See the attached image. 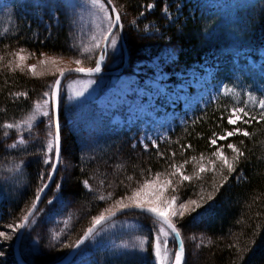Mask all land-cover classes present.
Instances as JSON below:
<instances>
[{
	"label": "trees",
	"instance_id": "trees-1",
	"mask_svg": "<svg viewBox=\"0 0 264 264\" xmlns=\"http://www.w3.org/2000/svg\"><path fill=\"white\" fill-rule=\"evenodd\" d=\"M122 2L143 26L147 24L152 30V33H143L139 38L133 36L131 29L125 31L123 39L129 61L134 56H152L168 48L174 52L173 62L187 67L193 63H202L210 55L220 53V42L206 36L208 28L217 17V12H209V7L203 0H196L198 6L194 10L190 4L192 0ZM16 3L15 0H0V18L3 17V21H0V172L6 174L8 170L5 168L9 167L13 172L16 169L12 168L20 166L25 183L21 186L19 199L12 197L10 200L1 201L0 224L9 222L21 209L22 204H25L23 202L31 197V202L25 210L28 212L38 189L47 182L46 174L40 181L44 159L40 158L39 151H47L46 145L50 139L54 143L55 134L54 127L50 129L52 136L48 135V128L45 130L48 123L46 117L39 121L31 119L28 123H23L22 127H3L8 123L19 125L23 118L36 117L34 112L37 105L48 98L43 94L51 92L57 79L48 86L43 79L23 71L10 70L4 66L7 53L16 48H25L38 52L66 54L69 53L72 42L76 40L63 4L57 2L53 13L55 20L48 18V12L45 11L41 15L42 22L39 23L38 15L23 16L16 11ZM149 3L154 4V7L147 10ZM165 5L166 11H169L168 15L162 14ZM177 11H180L179 14ZM141 12L143 17L139 18ZM248 15L245 13L243 18L244 27L240 25L238 28L237 43L247 48L248 53L256 58L258 50L264 45V0H257L252 14ZM238 18L241 20L240 14ZM18 93L26 95H15ZM93 101H86V116L82 120L79 119L80 121L77 120L76 124L72 123L70 130L60 128L61 154L65 156L70 167L66 176L53 180L44 197L48 200L55 196V201L48 204L51 208L46 212L56 214L54 211L57 210L60 214H68V231L72 232V226L78 231H75L76 234L73 240L69 241L63 255L43 264H55L62 260L92 225L84 222H88L118 197H122L131 186L147 181L155 175L175 171L171 167L173 164L181 167L184 175L192 177L191 181H181V178L177 177L178 183L174 190L176 195L182 201L195 200L197 204L202 205L191 217L188 215L189 220L184 221V227L176 219H172L180 229L184 242V264H264V121L229 125L227 117L231 114L233 101L229 97L218 96L205 106L192 111L182 122L174 124L155 143H142L135 140L130 129L115 128L104 119L92 123L91 118L99 113ZM248 110L251 116L259 117L258 109ZM59 120H64L60 111ZM63 123L66 126V122ZM30 124L34 127L29 128ZM233 127L246 129L251 133L249 137L236 135L218 141L217 146H223L229 161H232L236 153L227 148L228 143L235 144L244 152V156L234 165L235 172L230 175L224 165L213 171L214 173L211 170L199 172L201 161H212V153L216 151L217 146L209 144V139L215 138L213 133L223 135L225 130L231 131ZM6 132L8 135H5ZM20 139L25 143H17ZM13 144L16 146L11 147ZM189 144L191 148L186 147ZM144 145H147V148ZM47 167L50 169L51 166L46 165ZM58 173L59 171L57 175ZM225 176L229 177L226 182ZM85 180L88 181V187L83 184ZM222 182L224 183L221 187ZM57 183L61 185L60 188H57ZM210 195L213 197L211 200ZM100 197L104 199L101 200ZM38 211L39 208L33 217ZM126 215L136 218L150 229L160 223L141 213L129 212ZM46 224L44 223V226ZM186 230L189 233L194 232V235L198 234L201 239V246L196 251L188 246ZM43 234L47 242H42L45 241L48 245L50 231L46 235ZM170 241L175 250V241L171 237ZM38 246L45 249L44 243H39ZM20 252L27 264L38 262ZM49 253L54 252L49 250ZM8 257L14 264H18L13 245ZM92 260L94 261H89L91 264H147L142 258Z\"/></svg>",
	"mask_w": 264,
	"mask_h": 264
},
{
	"label": "rangeland",
	"instance_id": "rangeland-1",
	"mask_svg": "<svg viewBox=\"0 0 264 264\" xmlns=\"http://www.w3.org/2000/svg\"><path fill=\"white\" fill-rule=\"evenodd\" d=\"M15 1L17 2L16 11H19L23 16L33 17L38 15L39 23L42 22L41 15L45 11L48 12V18L55 20L53 13L57 2L63 4L68 15L67 20L71 22L70 29L76 40L72 42L69 47L70 51L66 54L16 48L7 53V58L4 61L5 67L10 70L21 71L23 69V72L35 78L43 79L50 86L51 82L60 75L58 69L93 68L95 66V61L101 49V47L97 48L95 45L99 41L102 46L103 33L109 26L99 6H94L91 0ZM103 2L106 3L104 0ZM204 2L208 5L209 12L213 10L217 12V17L214 18L212 25L208 28L206 36L211 40L220 42L218 43L220 44V53L210 55L202 63H193L187 67H182L177 65L175 61L173 62L174 52L168 48L152 56L148 54H144L139 58L134 56L129 61L128 50L123 39L125 31L131 29L133 36L139 38V35L143 33H152V30L149 29L147 24L143 26L142 22L134 17L122 0H113V5L121 13V22L124 26L121 39L118 41V48L109 49L107 59L104 61L99 74L95 76L69 75L65 78L59 89V111L64 118V120H59L60 128L70 130L72 123L76 124L77 120H82L87 114L86 101H91V99L94 100L93 102L99 112L97 116L91 118L92 123L104 119L115 128L130 129L135 140L142 143H155L174 124L182 122L192 111L205 106L218 96L231 98L234 104L233 108H243L248 113H250L248 108L258 109L259 114L261 112L258 107L259 101L264 99V45L258 50V55L255 58L248 53L247 48L241 47L237 43L239 42L238 28L240 25L244 27L242 22L245 13L247 16H249L248 13L252 14L257 0H203ZM190 4L193 10L198 6L196 0H192ZM147 10L149 9L147 8ZM177 10L179 9L177 8ZM177 12L179 14L180 11ZM162 14L168 15L169 11L162 10ZM239 14L242 21L238 18ZM141 17L143 15L139 16V18ZM0 21H3V17L0 18ZM145 26H148L147 29ZM133 48L136 50L135 46ZM16 53H19L23 59L18 58ZM77 59L81 61L79 65L75 63ZM41 61L45 63H41ZM17 64L20 65L19 68L16 67ZM31 65H34V71L41 75H33V71L29 68ZM77 92L83 94L76 96L75 93ZM44 100L38 104L40 106L39 111L34 112L35 119L38 121L44 117L42 113L48 111L50 107V105L44 104ZM31 119V117L23 118L18 126L22 127L23 123H28L27 121H31ZM63 122H66V126ZM39 153L41 159L48 158L47 151L44 153L41 150ZM61 155L57 169L59 173L57 175L56 172L54 179L66 176L67 169L70 167L65 156ZM44 160L42 173L47 174L51 171V167L50 169L46 168ZM212 161H215V167L209 159L201 161V165L207 171L211 170L212 172L223 166V162L216 157H212ZM9 168H5L8 170L6 174L0 172V203L4 199L10 200L12 197L19 199L21 195L18 194L21 193V186L25 183V176L20 166L12 168L16 169L13 172ZM173 172L175 171L165 175H155L147 180L153 182L149 191L160 196L162 202L171 201L173 197H178L174 190L178 178H181V176L179 173L172 175ZM43 177L45 178V175ZM42 179L40 177V181ZM168 180H171V184L163 187L161 191L160 189L164 186L165 181ZM144 182L131 186L122 196L123 199L118 197L103 211H100L98 215L101 213L106 214L111 210H119L118 200L122 204H130L131 201L128 197L132 195L135 188L141 187ZM50 200L51 203L55 201V196H51L48 200L46 198L42 199L43 204L38 207V213L31 218L19 239V252L22 251L31 260L38 261L36 264L47 263L63 255L68 248L69 241L73 240V236L76 234L75 231H78L73 226L72 232L68 231V214H60L57 210L54 211L56 214L46 212L51 208L48 206ZM30 202L31 197L23 202L25 204H22L21 209L9 222L0 224V232H4L11 237L8 240L0 237V264H14L8 256L12 245L14 250L19 229L16 233H13L8 225L15 226L22 222L27 213L25 210ZM187 202L178 197L173 204L174 210L181 211L179 205ZM188 207L192 208L195 205L188 204ZM126 214L123 213L110 219L97 229L69 264H91L89 261H94L92 258L99 261L118 258H142L147 264H171L175 250L172 248L170 237L168 249L171 251H166L162 245L160 257L157 261L154 228H147L136 218ZM193 214L191 213L190 217ZM188 215L189 213H186L183 218L177 215L170 217V219H176L184 227V221L189 220ZM92 218L84 223L93 224ZM44 223H47L46 226H44ZM155 227H159V225H155ZM49 231L50 240H48L49 244L47 245L43 233L46 235ZM186 232L187 237H185L189 248L196 251L201 246L199 235H194L193 231V233H189L188 230ZM43 240L45 241L42 242ZM39 243H44L45 249H40ZM197 245L200 246L197 247ZM49 250L54 253L50 254ZM193 251L192 254L194 255Z\"/></svg>",
	"mask_w": 264,
	"mask_h": 264
},
{
	"label": "snow or ice",
	"instance_id": "snow-or-ice-1",
	"mask_svg": "<svg viewBox=\"0 0 264 264\" xmlns=\"http://www.w3.org/2000/svg\"><path fill=\"white\" fill-rule=\"evenodd\" d=\"M91 3L94 6H99L100 10L104 13L105 19L108 23V27L103 33V50L99 57L95 61V67L93 68H83V67H77L74 70L72 69H58L60 73V77H58L55 80V83L52 86L51 92H45L43 95L45 97H49V99L44 100L45 105H50L48 111H44L42 115L48 119V124L46 127L49 129L48 135L52 136V132L50 131L51 128H55V134H54V143L50 139L46 145L47 152H48V158L44 160V164L51 166V171H49L46 175L48 177V182H45L43 187L39 188L36 193V198L33 201L31 207L28 209V214L25 215L23 222L20 224H17L15 226L9 224L8 228L12 230L13 233L17 232V229L23 228L25 224H27L29 216L34 214V210H37V205L42 199V194L45 193V190L50 186V183L52 179L54 178L55 172L58 168V165L60 163V156H61V138H60V125H59V89L61 86V77H64L68 72L75 71L77 73H100L102 70V64L107 59L108 51L109 49H117L118 48V41L121 39L122 31H123V24L121 22V13L116 9V7L113 5V0H106V3L103 2V0H91ZM109 6H111V10L109 11ZM154 7V4L149 3L147 4L148 9H152ZM164 10H167V5L164 6ZM114 14V17H113ZM140 15H143V12L140 13ZM148 26H145L147 29ZM95 47L99 48L101 47L99 41H97ZM23 51V49H21ZM16 56L20 59H23L19 55V53H16ZM2 59V58H0ZM41 63H45L44 61H41ZM77 65L81 63L79 59L75 61ZM17 68L20 67L19 64L16 65ZM30 70L33 71V75L39 76L40 73H36L34 71L35 66L31 65L29 66ZM23 71V69H21ZM93 83V82H89ZM82 92L75 93L76 96H81ZM17 96L19 95H26L22 93L15 94ZM39 105H37V111H39ZM258 107L261 109L259 117L251 116L247 111H245L243 108H232L231 114L227 117V123L229 125H236L238 122L243 124H251L253 121H264V99H260ZM247 117V119H245ZM223 119V116L221 117ZM32 120H35V116L32 117ZM3 127L7 129H12L14 127H18V125L15 124H5ZM34 127V125L30 124L29 128ZM5 135H8L6 132ZM236 135H242L244 137H249L251 133L246 129H241L238 127H233L231 131L225 130L223 135H217L216 133H213V136L215 138L209 139V144L212 146H217L218 141L227 140L229 137H233ZM17 143H25L23 139H20L17 141ZM243 143V141H241ZM16 145L13 144L11 147H15ZM154 147H158V145L153 144ZM145 148H147V145H144ZM186 147L191 148V145H187ZM227 148L230 149L232 152L236 153L235 156L232 157V161H229L227 156L225 155V152L223 150V146H217L216 151L212 153L213 157H216L217 159L221 160L223 162V165L227 167L229 174L231 175L233 172H235V163L239 162V158L244 156V152L240 150L235 144L228 143ZM54 153V157H53ZM161 156L163 153H159ZM173 156L175 153L172 154ZM194 159V158H193ZM187 163V161H185ZM213 164V167H215V161H211ZM172 168L175 169V172L172 173V175H175L177 173L181 176V181H191L192 177L188 175H184L181 167H177L175 164L171 165ZM206 169L203 165L200 166L199 172H205ZM45 174L41 173V178H43ZM159 175V174H158ZM229 179L228 176L224 177V182H226ZM221 184V187L223 186V183ZM153 182L151 181H145L144 184L141 187L135 188L132 191V195L128 197V199L131 201L130 204H122L120 203V200L117 201V204H119V210H128V209H136L139 210L141 214H151L153 215L160 223L159 227L154 226V232L155 235V256L157 258V261L160 257V249L161 246L165 248L166 251H171L168 249L169 244V237L173 241H175L176 248L174 251V261H172V264H184L185 261V246L183 240L179 239L181 232L180 229L177 227L175 223H173L172 219L170 217H175L179 215L181 218L185 216L186 213H196L198 209L202 208V205L197 204L195 200H190L185 204H180L179 208L181 211L177 212L173 208L174 202L178 199V197H173L171 201H161L160 196L155 195L154 193L149 191V188L151 187ZM83 184L85 187H88V181H83ZM171 184V180L165 181L164 186L160 189L163 190V187H166L167 185ZM61 185L57 184V188H60ZM219 191V189H217ZM213 197L210 195L209 200H211ZM101 200L104 199V197H100ZM123 199V197L121 198ZM51 203V200L49 201ZM188 204L195 205V207L189 208ZM116 212L111 211L109 213V216H115ZM109 216H105L103 213H101L98 216H94L93 219V227L87 229V231L84 233V235L76 241L75 245L73 247H79L81 244H83L94 232V229L97 225L101 224L103 221L107 220ZM0 237H3L4 240H8L11 237L7 236L6 233L0 232ZM163 237V239H161ZM200 245H197L199 247ZM243 259V257H241Z\"/></svg>",
	"mask_w": 264,
	"mask_h": 264
},
{
	"label": "water",
	"instance_id": "water-1",
	"mask_svg": "<svg viewBox=\"0 0 264 264\" xmlns=\"http://www.w3.org/2000/svg\"><path fill=\"white\" fill-rule=\"evenodd\" d=\"M104 1L106 2V0H104ZM109 7H110V9H111V6H109ZM113 17H114V14H113ZM103 45H104V40H103V43H102V46H101V49H100L99 55L101 54V52H102V50H103ZM98 57H99V56H98ZM103 63H104V62H103ZM102 66H103V64H102ZM94 67H95V66H94ZM70 69L74 70L75 68H70ZM110 73H112V72H110ZM97 74H99V73H77V72H75V71H70V72H68L64 77H61V84L63 83V81L65 80V78L68 77L69 75L95 76V75H97ZM58 77H60V75H59ZM60 157H61V156H60ZM57 169H58V168H57ZM56 172H57V170H56ZM56 172H55V175H56ZM55 175H54V177H55ZM53 180H54V178L52 179L51 182H49V183H50V186H51ZM50 186H49V187H50ZM49 187L45 190V193L42 194V199H43L44 196L46 195V193H47ZM42 199H41L40 202L38 203V205H37V209H38V207H39V205H40ZM35 212H36V210H34V213H35ZM115 212H116L115 216H109V214L105 215V216H109V218H108L107 220L103 221L101 224L97 225L96 228L94 229V232H95L97 229H99L104 223H106V222L109 221L110 219H112V218H114V217H116V216H118V215H120V214L128 213V212L140 213L139 210H136V209H134V208H133V209H128V210H116ZM27 214H28V212H27ZM27 214H26V215H27ZM33 215H34V214H33ZM33 215L29 216V219H28L27 224H25V226H24L23 228H20V229L18 230V233H17V238H16V240H15V245H14V255H15V259H16V261H17L18 264H27V263L23 260L22 256L20 255L19 248H18V244H19V239H20L22 233H23L24 230L26 229V227H27L28 223L30 222L31 218L33 217ZM144 215H147V216H150V217L156 219V218H155L153 215H151V214H144ZM156 220H157V219H156ZM22 222H23V220H22ZM22 222H21V223H22ZM91 227H93V224H92L89 228H91ZM89 228H88V229H89ZM86 231H87V230H86ZM86 231H85V232H86ZM85 232H84V233H85ZM94 232H93V233H94ZM93 233H92V234H93ZM83 235H84V234H83ZM83 235H82V236H83ZM82 236H81V237H82ZM81 237H80V238H81ZM80 238H79V239H80ZM79 239H78V240H79ZM179 239H181V236L179 237ZM87 240H88V239H87ZM87 240H86V241H87ZM181 240H182V239H181ZM86 241H85V242H86ZM85 242H84V243H85ZM84 243L81 244L79 247H73V248L70 250V252L68 253V255H67L63 260H61V261H59V262H57V263H55V264H69V263L73 260V258L75 257L76 253H77V252L81 249V247L84 245ZM175 245H176V244H175ZM172 261H174V257H173V260H172ZM171 264H172V262H171Z\"/></svg>",
	"mask_w": 264,
	"mask_h": 264
},
{
	"label": "bare ground",
	"instance_id": "bare-ground-1",
	"mask_svg": "<svg viewBox=\"0 0 264 264\" xmlns=\"http://www.w3.org/2000/svg\"><path fill=\"white\" fill-rule=\"evenodd\" d=\"M125 214V213H124Z\"/></svg>",
	"mask_w": 264,
	"mask_h": 264
}]
</instances>
